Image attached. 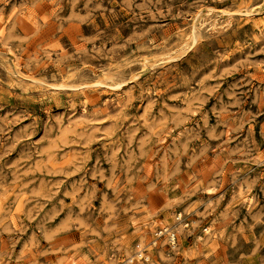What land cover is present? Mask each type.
I'll list each match as a JSON object with an SVG mask.
<instances>
[{
  "label": "rangeland",
  "instance_id": "1",
  "mask_svg": "<svg viewBox=\"0 0 264 264\" xmlns=\"http://www.w3.org/2000/svg\"><path fill=\"white\" fill-rule=\"evenodd\" d=\"M264 264V0H0V264Z\"/></svg>",
  "mask_w": 264,
  "mask_h": 264
},
{
  "label": "bare ground",
  "instance_id": "2",
  "mask_svg": "<svg viewBox=\"0 0 264 264\" xmlns=\"http://www.w3.org/2000/svg\"><path fill=\"white\" fill-rule=\"evenodd\" d=\"M154 264V263H153Z\"/></svg>",
  "mask_w": 264,
  "mask_h": 264
}]
</instances>
